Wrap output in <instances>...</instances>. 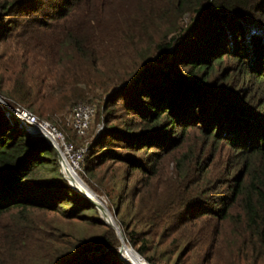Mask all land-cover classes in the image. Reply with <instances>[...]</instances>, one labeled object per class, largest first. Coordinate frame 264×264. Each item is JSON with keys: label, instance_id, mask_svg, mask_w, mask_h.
<instances>
[{"label": "trees", "instance_id": "16d2710c", "mask_svg": "<svg viewBox=\"0 0 264 264\" xmlns=\"http://www.w3.org/2000/svg\"><path fill=\"white\" fill-rule=\"evenodd\" d=\"M42 1L0 0V40L25 35L19 45L32 56L10 85L0 77L2 100L52 119L45 104L81 99L76 83L103 54L139 61L105 94L102 126L81 162L106 195L124 243L150 264H182L187 251L206 244L193 263L202 264L212 258L217 224L230 219L234 264L262 259L264 0H122L114 8L116 0H54V24L32 16ZM30 20L48 32L26 28ZM6 112L0 106V264H126L118 234L63 177L55 150ZM166 157L165 181L142 189ZM114 162L124 168L118 192L99 176Z\"/></svg>", "mask_w": 264, "mask_h": 264}, {"label": "rangeland", "instance_id": "374dc122", "mask_svg": "<svg viewBox=\"0 0 264 264\" xmlns=\"http://www.w3.org/2000/svg\"><path fill=\"white\" fill-rule=\"evenodd\" d=\"M122 0H116L113 1L109 7L114 8L117 3L121 2ZM55 5H54V0H44L42 1V6L40 7L39 10L33 13L32 16L36 17V19H42V20H47V23L54 24L55 19L52 18L51 15L55 13ZM84 9L81 10H74L73 14L69 16L67 19L72 20L75 18L77 15L82 14ZM16 16L15 15H10L9 19H14ZM51 17V18H48ZM183 18H186L185 15L182 16ZM24 19H22L23 21ZM19 22V21H18ZM29 26H34V28H37L38 25H36L35 22L27 21V27ZM163 25H160L159 27H154L152 28V31L149 32V38H151V42H154L156 37L159 35L160 32H162ZM39 32L43 30V33H47L48 30L47 28H37ZM19 30V25L15 24L14 27L11 28V33L13 32H18ZM36 32V29L33 30ZM18 39H13L11 36L7 37L5 39L0 40V77L2 78V86H8L11 83V79L13 78V71H17L19 67H26L29 69L31 66V59L32 56H30V51L28 48L21 47L19 44L21 43H26L27 38L25 35H20L17 37ZM29 51V52H28ZM105 57H103V60L99 61L96 66L91 67L88 70V78L83 79V81H79L76 83V86L80 87L81 92H82V98L79 99L80 101H84L87 103H93L95 105L96 111L92 117L90 126L87 130V133L85 134L84 137H79L77 136L73 130L69 128V126L66 123V120L69 116L70 112V107L62 106L61 101L57 99H53V101L47 102L45 105H49L51 107L52 113V119H49L45 117L46 114H42L41 118H44L50 122H52L65 136L66 139L73 141L75 144L81 143L83 140H87L89 143L95 135L99 132V129L102 126V123L98 117L99 115V108L101 106L102 100L105 97V94L108 92L110 86H112L114 83L119 82L125 76L129 73L131 69H134L137 65L138 62L137 60H133L131 57L129 59H125L123 57H112L111 54H103ZM36 57V56H35ZM112 57V58H111ZM119 60V61H118ZM36 65V64H35ZM36 69V68H33ZM86 81V82H85ZM84 82L86 84H84ZM66 94H69V92H66ZM1 98V97H0ZM2 99V98H1ZM10 106V105H9ZM11 107V106H10ZM36 116V115H35ZM54 119V120H53ZM57 156V155H56ZM172 164L169 160V157H166L163 159L160 163V170L159 174L157 177L152 178L150 180V186H143L142 189L148 188V189H154L155 185L161 184L167 176L170 173ZM123 166L121 163L114 162L112 165L106 167V163L100 167L99 170V176H102L101 178V183L102 185L106 188V190L109 189L110 186L115 185V190L118 192V188L120 186V177L122 176L123 173ZM76 174L78 175V178L81 180L83 183V186H85L87 189H89L93 195L94 200L100 201V203L105 207L109 215L112 217V221H116L114 214L110 211V208L108 207L107 204V199L106 195L103 194L102 191H100V188H94L96 185L94 184V178H88L81 172V166L79 169L76 170ZM140 174L138 172L133 173L131 178L129 179L127 186L130 187L136 178H138ZM93 181V183H92ZM139 186H142L141 181H139ZM118 190V191H117ZM97 198V199H96ZM128 199V198H127ZM133 205L130 206V209L128 211L129 215H132L135 211V205L137 203V197L132 199ZM124 208V203L122 204L120 208V212H122ZM103 209V208H102ZM99 211V210H98ZM104 211V210H103ZM99 215L101 218H103V213L102 210L99 211ZM64 225V224H63ZM201 227L205 228V230L209 231L211 230V226L205 227L204 225L200 224ZM236 222H233L230 219L222 220L220 221L216 228H217V236H216V242L215 245L211 246L208 251L209 253L212 254V258H207L204 257L201 261L204 262L202 264H234L235 259L237 256L235 255V246H236V230L233 231L235 228ZM68 226L75 227L77 228V225L75 224H67L64 225L65 228H68ZM126 246L131 247L130 245L126 244ZM120 248V244H119ZM132 248V247H131ZM133 249V248H132ZM201 249H206V244H202L200 246V249L192 248L190 251H187V261L183 262L182 264H193L197 260L196 258V253L199 252ZM134 250V249H133ZM201 252V251H200ZM123 257L134 264H142L139 260L138 257L132 252L129 251V254L127 253L126 250H123ZM201 259V257H200ZM199 259V260H200ZM143 260L148 263L144 258ZM134 261V262H133ZM242 263L244 262L243 260L241 261ZM249 262V261H248ZM236 263V262H235ZM249 264V263H248ZM254 264H264V257H258L254 260Z\"/></svg>", "mask_w": 264, "mask_h": 264}, {"label": "built area", "instance_id": "2783aa9c", "mask_svg": "<svg viewBox=\"0 0 264 264\" xmlns=\"http://www.w3.org/2000/svg\"><path fill=\"white\" fill-rule=\"evenodd\" d=\"M6 111L7 114L15 117L22 126L43 136L53 149L57 148L59 150L61 154V158L57 159L59 169L69 183L67 170L76 173V170L80 168L88 147L87 140H83L78 145L75 144L73 141L66 139L64 134L52 122L38 118L34 113L19 105L11 106ZM95 111L96 108L93 103L78 100L70 107L66 123L77 136L84 137Z\"/></svg>", "mask_w": 264, "mask_h": 264}, {"label": "water", "instance_id": "95a60500", "mask_svg": "<svg viewBox=\"0 0 264 264\" xmlns=\"http://www.w3.org/2000/svg\"><path fill=\"white\" fill-rule=\"evenodd\" d=\"M0 106L3 108V109H5V110H9L10 109V106L7 104V103H5L1 98H0ZM55 150V152H56V155H57V159H60L61 158V154H60V152H59V150L57 149V148H55L54 149ZM69 184H70V186L73 188V189H75V190H77L78 192H80L81 194H83L84 196H86L88 199H90L95 205H96V207H97V209L99 210V211H101L102 210V207H104L99 201H96V200H94L87 192H85V191H81L80 189H78V188H76V187H74L71 183H70V181H69ZM88 191H90L89 189H88ZM91 192V191H90ZM105 208V207H104ZM102 221L103 222H105V223H107V224H110L113 228H114V230L116 231V233L118 234V237H119V239H120V248H119V250H118V255L121 257V259L126 263V264H132L131 262H129V261H127L123 256H122V250H123V248L124 247H128V246H126V244L124 243V241H123V236H122V232H121V230H120V228H119V225H118V223H116L115 221H107V220H105V219H103L102 218ZM130 249H132L131 247H129ZM133 250V249H132ZM134 252H135V254L137 255V256H139L141 259H143L135 250H133Z\"/></svg>", "mask_w": 264, "mask_h": 264}, {"label": "bare ground", "instance_id": "6f19581e", "mask_svg": "<svg viewBox=\"0 0 264 264\" xmlns=\"http://www.w3.org/2000/svg\"><path fill=\"white\" fill-rule=\"evenodd\" d=\"M67 177H68V179L70 180V182H71V184L74 186V187H76V188H78V189H80L81 191H83V183L81 182V180L78 178V175L76 174V173H74L73 171H71V170H67ZM87 191H88V189H87ZM88 192H90V191H88ZM91 193V192H90ZM92 194V193H91ZM90 195V194H89ZM91 197L93 198V195H91ZM94 199V198H93ZM97 199V198H96ZM100 202V201H99ZM103 209H102V213H103V219H105V220H107V221H112V217L109 215V213L107 212V210L104 208V207H102ZM104 210V211H103ZM123 250H126V251H132L134 254H135V252L132 250V249H130L129 247H124L123 248ZM123 250H122V256H123ZM136 255V254H135ZM137 256V255H136ZM138 257V260L142 263V264H146V262L143 260V259H141L139 256H137ZM132 264H134V263H132Z\"/></svg>", "mask_w": 264, "mask_h": 264}]
</instances>
